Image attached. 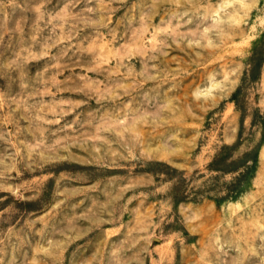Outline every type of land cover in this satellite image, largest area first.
<instances>
[{
  "label": "rangeland",
  "instance_id": "obj_1",
  "mask_svg": "<svg viewBox=\"0 0 264 264\" xmlns=\"http://www.w3.org/2000/svg\"><path fill=\"white\" fill-rule=\"evenodd\" d=\"M0 264H264V0H0Z\"/></svg>",
  "mask_w": 264,
  "mask_h": 264
}]
</instances>
